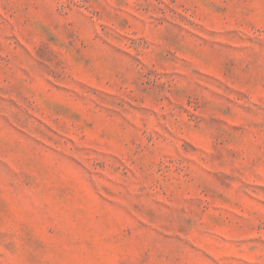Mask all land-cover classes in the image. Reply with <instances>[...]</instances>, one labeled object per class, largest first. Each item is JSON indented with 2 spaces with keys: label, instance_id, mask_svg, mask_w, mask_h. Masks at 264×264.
Masks as SVG:
<instances>
[{
  "label": "rangeland",
  "instance_id": "374dc122",
  "mask_svg": "<svg viewBox=\"0 0 264 264\" xmlns=\"http://www.w3.org/2000/svg\"><path fill=\"white\" fill-rule=\"evenodd\" d=\"M0 264H264V0H0Z\"/></svg>",
  "mask_w": 264,
  "mask_h": 264
}]
</instances>
